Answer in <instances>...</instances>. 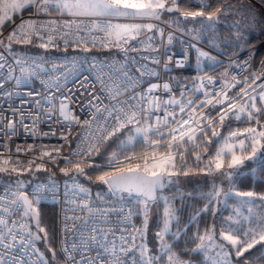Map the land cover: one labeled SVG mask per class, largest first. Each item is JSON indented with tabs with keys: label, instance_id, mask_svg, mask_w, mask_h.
I'll use <instances>...</instances> for the list:
<instances>
[{
	"label": "snow or ice",
	"instance_id": "snow-or-ice-1",
	"mask_svg": "<svg viewBox=\"0 0 264 264\" xmlns=\"http://www.w3.org/2000/svg\"><path fill=\"white\" fill-rule=\"evenodd\" d=\"M29 6L36 8L37 15H50L55 12L62 17L67 16L69 19L60 22H22L8 35L7 44H5L3 39H0V46H3L8 51H11V45L14 42L23 44L31 43V37L33 35H36L41 40L40 47L44 49H48L50 46L56 47L53 33H57L63 39L65 48L70 42L76 45H87L91 42L93 47L98 42L102 48H108L110 46L119 48L124 52L125 57H127L129 51H135L136 49L134 47L124 48V45L128 44L130 40H136L142 31H152L154 28L152 23H138L136 21L159 20L165 12H180L185 19L192 18L194 20L197 17H205L210 22L207 27H211V22L218 19V14L228 11L227 7L216 8L214 11H182L179 7L178 0H3L0 3V13H2L0 15V27L11 19L9 16L10 11L16 12ZM121 19L130 22L113 23L114 20ZM57 24H59V28L66 29V31L60 33L58 27L49 29V25ZM41 29H49L47 42H44V37L40 34ZM73 33L76 34L77 38L70 41L68 37ZM82 33L83 35H81ZM97 33H102L103 36H98L96 35ZM160 34L163 36L162 30ZM89 37H91V41H89ZM149 39H152V37H149ZM171 39L172 37L169 36V42H171ZM238 39H242V37H238ZM121 41H123V44ZM89 50L88 47L84 48V51ZM200 55L207 56V53L201 52ZM209 58L212 59L211 57ZM2 59V54H0V60ZM27 60L28 58H21L15 61L21 73L19 77H13L12 74L15 69L6 62L0 63V70L8 68L7 78H14L16 84L20 85L36 75L38 65L34 63L32 66L26 67ZM169 60H171V57H169ZM156 63H159V61H156ZM176 63L177 66H182L181 61H177ZM233 66L240 68L241 72L244 73L249 68V63L248 61H244L243 63L236 61ZM165 68L167 69V65H165ZM137 71L140 72L141 76L145 75V72L141 69H137ZM224 75L225 77L228 75L227 70ZM123 79L128 85V87L124 88L123 92L121 91L122 85L120 83L104 86L109 99L115 101V103L105 105L103 108L94 105L95 112L91 115V121L85 120L83 122V126L89 128L92 127V124H95L96 134L89 132L77 144L76 149L71 151L67 156H60V148L54 147L52 151H42L40 159L48 157V162L53 164L63 159L66 165H71V167L60 169L65 175H69L70 173L86 175V168L100 167L90 161L92 154H99L102 144L106 143L117 133H120L121 130H126V139L120 140L118 151L111 153L108 157L107 166L111 170L104 171L103 174L96 177V180L107 185L108 191L113 195L127 193L129 197H134L138 203H143L146 216L148 204L157 200L159 190L165 187L166 182H174L170 179L171 177L179 174L189 175V171L186 170V157L189 152L195 154L197 164L203 160V156L196 152L197 148L202 146L197 141L202 140L203 143L210 145V133L211 138L217 139L219 143L220 133L216 131V126L223 127L226 119H235L236 121L243 119L255 126L244 128L243 131L237 129L236 131L230 132L228 136L223 137V144L217 149L215 155L208 160L206 165L208 171L212 170L213 165L218 171L223 169L226 163V155L230 157L227 159V168L234 171L243 165L245 160L251 161L255 159L257 153L264 150V122H262L264 121V82L257 85L258 80L264 81V71L248 73L244 75L243 80H238L237 75H232L231 82L224 80L219 90H216L215 87L212 91L204 90V99L197 97L187 100L184 97L188 91L195 93L205 88L204 78L199 80V87L188 89L185 86V90L180 93L181 99L170 98L166 101H161L159 97H153L151 100L147 99L148 96H151L161 87L154 83L150 84L146 92L142 94H133L125 100H118L120 95L128 92L129 88H134L138 82L134 81L127 72L124 73ZM207 79L209 83H215L211 77ZM101 83L103 86V81ZM2 86L0 84V87ZM162 87L165 92L171 91L168 83H164ZM232 89H237V91L229 95ZM257 89H260V91H257ZM29 94L31 95V93ZM8 95H11V93H8ZM52 99L54 98L48 100V103L51 105L49 113L46 114L48 119H51V113L56 110L55 105L52 104ZM37 103L39 105V102ZM89 103L91 104V101ZM162 103L173 108L171 112L165 110L163 118L156 114L161 110ZM217 106L220 107L218 108ZM176 108H178V112H176ZM205 108L208 109L207 112L204 111ZM59 113L65 121L72 119L76 123H79L78 118L71 117L67 105L63 101H61L59 106ZM104 113H107V115L105 116ZM13 115H15V110ZM217 116L218 119L216 118ZM153 117L154 122H151ZM27 118L21 112L18 122L9 120L6 125L8 129L6 135L11 138V136L16 134L17 123L22 125L26 132L30 131L28 125L24 124V120ZM38 120L39 115L33 120L32 134H35L34 129ZM109 121H114L111 129L107 127ZM142 121L143 123H141ZM48 134L44 133L43 135ZM52 135H55V132H52ZM62 138L65 140L68 139L67 136ZM139 144H142L146 149L150 148L151 152H137L136 147ZM0 147H6V145H0ZM237 147L242 153L241 155H237L234 150ZM247 148H250L251 152L250 154L244 155L243 153H245ZM31 149L32 146L30 145L28 150ZM16 151L20 152L21 148L17 146ZM53 151L56 155L52 154ZM129 151L130 154H126ZM205 151H207V148H205ZM73 157L77 159L74 160ZM20 163L19 160L15 162L16 165ZM34 163L35 160H29V168L27 169H21L16 166L9 167L11 157L4 159L3 153H0V172L30 171L31 165ZM178 165L179 171H177ZM40 167L41 165H37V169ZM233 171L222 174L231 178ZM20 183L18 181V184ZM78 187L80 192L85 194L89 191L83 186L78 185ZM37 192H39V189H37ZM213 192L215 193L214 196L212 193L208 194L209 203L221 195V191L215 188ZM13 195L14 199L11 201L9 207L12 205H15L16 208L24 206L25 216H28L29 212H32V215L36 216V213L32 210V201L26 195L22 193ZM223 195L227 198L231 193L224 192ZM235 195L248 198L256 196L251 191L236 192ZM259 199L264 200V196H260ZM242 203L251 204L253 200L248 199L242 201ZM9 207L4 208L5 213L8 212ZM80 207L87 209L89 213H93V209L87 203ZM249 212L251 213V209H249ZM164 215L163 232L166 233L168 231L169 220L173 216V210L167 208ZM146 224L147 220L145 219ZM11 225L9 227V220L0 216V264H25L23 256L28 245L33 240H40L41 237L29 231L26 236L23 233H19L18 240L16 221H11ZM21 227L25 226L21 225ZM36 227L39 232H44V229L40 228L38 218L36 219ZM92 232L96 233L97 230L93 228ZM100 232L104 233V230L101 229ZM157 236L160 240H163L162 233H157ZM221 237L223 241H227L232 246V249L235 250L236 257H244V254L249 249H252L258 243L264 242V215H261L255 221L254 226L246 230L243 228L233 229L229 226L227 230L221 231ZM90 239L103 249V252L97 253L96 260L99 261V264H126L122 256L117 253L115 245L109 249L106 244L100 243L97 235H92ZM102 239H107L106 233L102 236ZM121 239L124 238L122 237ZM195 239L199 243L191 250L192 253L199 254L203 252L206 254L209 245L205 241L212 240L213 236L206 233L205 235H197ZM18 245L20 258H17L15 251ZM218 247L221 249V252L217 254L218 256L228 257L230 255V251L225 244L221 243ZM162 249L171 253V247L169 245H163ZM75 250L76 246L73 245V251ZM64 251L68 254L67 259L71 264H83V261L78 262L74 259L69 249L65 248ZM145 251H141L142 257L145 256ZM128 252V248H120V253L127 255ZM105 253L109 254V259L107 260H105ZM158 258L148 256L141 260V264H154V261ZM261 259H264V257H261ZM88 264H95V261L89 258ZM168 264H192V261L183 260L178 254H170L168 255ZM213 264H230V261L226 259H213ZM245 264H248V262L246 261ZM251 264H255V261H252Z\"/></svg>",
	"mask_w": 264,
	"mask_h": 264
},
{
	"label": "built area",
	"instance_id": "built-area-1",
	"mask_svg": "<svg viewBox=\"0 0 264 264\" xmlns=\"http://www.w3.org/2000/svg\"><path fill=\"white\" fill-rule=\"evenodd\" d=\"M66 19L69 17H62L55 12L50 15H37L36 8L30 6L29 11L12 16L0 29V39L8 43V35L22 22H60ZM120 22L128 23L130 21L123 19L113 21V23ZM136 22L152 23L154 28L152 31H142L136 40H130L128 44L124 45V48L134 47L136 49L129 51L127 57L119 48L111 46L102 48L98 42L95 47L91 42L87 45H76L70 42L65 48L63 39L57 33H53L57 46H50L48 49L40 47L41 40L33 35L31 41L39 49L36 53L14 49L12 45L15 42L11 45V51L0 46V54L3 57L0 63L6 62L15 69L13 77L21 75L15 63L17 59L28 58L26 67L32 66L34 63L38 65L36 75L20 85L16 84L14 78H7L8 68L0 70V84L3 85L0 87V145H6V147H0V153H3L4 159L11 157L9 167L16 166L27 169L29 168L28 161L35 160L30 171H9L0 174V216L9 220V227L12 226L11 221H16L17 239L19 240V233L26 236L29 232L30 222L24 215V206L16 208L15 205H12L9 207L14 199L13 194L26 195L32 204H53L56 213L55 244L61 256L60 264H71L67 259L68 254L64 251L65 248L69 249L78 262L83 261V264H88L89 258H92L95 264H99V261L96 260L97 253L103 252V249L96 242L91 241L92 235H97L100 243L106 244L109 249L115 245L117 253L122 256L126 264H141L144 257L136 249L137 225L134 204L129 200L119 201L105 195L95 200L92 196V185L101 182L91 177L88 168L85 169L86 175H75L74 173L65 175L60 169L71 167V165H66L63 159H60L56 164L49 163L48 157L40 159L42 151H52L55 147L60 148V156H67L76 149L77 144L89 132L96 134L95 124L89 128L83 126V122L91 121V115L95 112L94 105L103 108L105 105L115 103L109 99L104 86L120 83L123 92L124 88L128 87L127 82L123 79L125 72L138 82L134 88H129L128 92L120 95L118 100H125L133 94H142L153 83L161 87L148 96V100L153 97H159L161 101L170 98L179 100L181 99L180 93L185 90V86L188 89L199 87L201 78L205 80V88L200 91L203 94L204 90L212 91L214 87L219 90L224 80L231 82L232 75H237V79L243 77L252 64L251 52L258 46L245 48L234 55H225L161 19ZM52 27L59 28V24L49 25V29ZM49 29L40 30L44 42H47ZM161 30L163 36L160 34ZM64 31L66 29L59 28L60 33ZM96 35L103 36L102 33ZM169 36L172 37L171 42L168 40ZM76 38L75 33L68 37L70 41ZM88 39L91 41V37ZM121 43L123 44V41ZM194 46L212 54L217 59L216 66L210 71L195 75L192 80L176 83L175 75L172 72L189 67L190 52ZM85 47L90 50L84 51ZM177 61H181L182 66H177ZM236 61L240 63L248 61L247 71L242 73L240 68L234 67ZM165 65H167V69ZM137 69L144 71L145 75L141 76ZM226 70L228 75L225 77ZM208 77H211L215 83H209ZM101 81H103V86ZM164 83L169 84L171 91L165 92L162 87ZM191 93L188 91L184 99H192ZM50 98H54L52 104L55 105L56 110L51 113V119H48L46 114L49 113L51 107L48 103ZM61 101L67 105L71 117L78 118L79 123L72 119L65 121L60 116ZM133 103L135 102L133 101ZM14 110L15 115H13ZM165 110L171 112L173 108L162 103L161 110L156 114L163 118ZM175 110L178 112V108ZM21 112L28 117L24 120V124L28 125L30 131L26 132L24 127L17 123L16 134L9 138L6 135L8 131L6 125L9 120L18 122ZM38 115L39 120L35 125V134H32L33 120ZM104 115L106 116L107 113ZM151 122H154V117ZM113 123L114 121H109L107 127L111 129ZM52 132H55V135H52ZM44 133L49 134L43 135ZM64 136H67L68 139H63ZM30 145L32 149L28 150ZM17 146L21 148L20 152L16 151ZM52 154L56 155L54 151ZM73 159L77 158L73 157ZM17 160L21 162L19 165L15 164ZM37 165H41V167L37 169ZM35 172L43 173V177H35ZM18 181L21 183L18 184ZM78 185L87 188L88 193L80 192ZM85 203L93 209V213L80 207ZM5 207H9L7 213L4 212ZM21 225L25 227H21ZM93 228L97 230L96 233L92 232ZM101 229L104 230V233L100 232ZM105 233L107 239L103 240L102 236ZM122 237L124 239H121ZM73 245L76 246L75 251H73ZM121 247L129 249L127 255L120 253ZM15 251L17 258H20L19 245ZM104 255L105 260L109 259L108 253ZM23 259L25 264H44L38 257L35 240L28 245Z\"/></svg>",
	"mask_w": 264,
	"mask_h": 264
},
{
	"label": "trees",
	"instance_id": "trees-1",
	"mask_svg": "<svg viewBox=\"0 0 264 264\" xmlns=\"http://www.w3.org/2000/svg\"><path fill=\"white\" fill-rule=\"evenodd\" d=\"M244 2V0H178L179 7L182 11H214L216 8L227 7L228 11L218 14V19L211 22V27H207L209 23L204 22L206 19L205 17H197L195 21H191L189 18L185 19L180 12H165L161 18L164 22L186 31L189 35L196 39L198 38L202 43L219 50L225 55H234L244 48L260 43L259 46L252 50V69H250L252 71L255 69L262 70L264 64V29H262V23L259 21L256 25H253L252 19H249L246 15V8H244L243 5ZM29 10L30 6L24 8L19 13L13 14V16H17ZM6 23H4L3 26ZM193 23L194 28L188 31V25ZM2 27H0V29ZM238 37H242V39H238ZM12 46L14 49L27 50L34 53L39 51L33 41L28 44L14 43ZM199 51L202 50L195 46L192 47L189 67L172 72V74L175 75L174 78L176 83L192 80L195 75L207 72L213 68V66L206 65L203 69H196L198 65L202 67L204 63V59L198 56ZM243 78L244 76L238 80H243ZM231 91L235 92L237 89H232ZM190 96L192 99L197 97L204 99L203 94L200 92H192ZM204 111L207 112L208 109L205 108ZM216 118L218 119V116ZM250 126L255 125L249 124L243 119L241 121L226 119L223 127L217 125L216 131L220 133L219 143L217 139L211 138L210 133V145L208 143H203L202 140L197 141V143L202 144V146L197 148L196 152L203 156V160L197 164L195 154L189 152L186 157V170H188L189 173L201 172L207 160L218 149L220 140L225 134L236 131L237 129L242 130ZM125 133L126 130H121L120 133H117L100 146L99 154H92L90 161L100 166L88 168V172L92 178L103 174L104 171L111 170L107 166L108 157L111 153L118 151L120 140L126 139ZM117 137H119V139H117ZM205 148H207V151H205ZM147 150L148 149L142 144L136 147L137 152ZM126 154H130V151ZM177 171H179V165ZM1 173L2 172H0V174ZM35 177L42 178L43 173L35 172ZM228 187L230 190L254 192L256 196L252 198V204L256 212L261 216L264 209V200L259 199V197L264 196V153L261 152L259 159L246 164L240 172L235 173L230 182H228ZM214 188L218 190L217 181L204 183L190 182L184 186L174 184L168 185L163 191L158 193V198L155 202L148 204V207H154L155 213L154 217L151 218L146 225L141 219L144 208H142V204L140 205L139 203V208H137V210L135 209L136 228H144L143 240L145 239V244L149 245V250L147 251L148 255L154 257V249L160 243L156 233L158 230H162L165 222V210L170 208L173 210V216L169 220L168 231L162 243L169 245L171 247V252L180 255L183 260H191L195 264H207V261L204 259L205 255L202 252L195 254L191 251L196 244L199 243L195 238L197 235H205L206 233H212L217 236L222 230H226L229 219V203L235 200V198H225V196L221 194L218 198L213 199L211 203H209L208 194L212 193L214 196ZM104 195L112 197V193L108 191L107 185L103 183H95L92 185V196L95 200ZM121 195L126 196L125 193H121ZM120 200L128 199L121 198ZM32 206L37 210L40 228L44 229V232H39L36 225H34V231L33 225H29V231L41 237L40 240H35L38 257L44 264H60L61 256L55 244V206L50 203H38L32 204ZM213 240L214 239H212V241ZM261 257H264V242L258 243L252 249H249V251L244 254V257H233V259L235 264H245L246 261L248 264H251L252 261H255V264H264V259H261ZM226 259H228V257H226ZM159 260L163 262L162 257H160Z\"/></svg>",
	"mask_w": 264,
	"mask_h": 264
},
{
	"label": "rangeland",
	"instance_id": "rangeland-1",
	"mask_svg": "<svg viewBox=\"0 0 264 264\" xmlns=\"http://www.w3.org/2000/svg\"><path fill=\"white\" fill-rule=\"evenodd\" d=\"M244 1L245 2H244L243 5H244V8H246V15L248 16V18L252 19L253 25H256V23L258 21L260 23H262L261 27H262V29H264V2H263V0H244ZM2 2H3V0L0 1V3H2ZM21 10H23V9H21ZM21 10L16 11V12L10 11L9 12V16L12 17L13 14H15L17 12L19 13ZM0 15H2V13H0ZM160 19L162 20V18H160ZM189 19L191 21H195V19L194 20L192 18H189ZM204 22L210 23L206 19H205ZM120 23H126V22H120ZM193 28H194V23L193 24H189L187 30L191 31ZM191 37H193V36H191ZM194 39H196V38H194ZM196 40H198V38ZM262 42H263V40H262ZM201 52H203V51H199L198 52V56L199 57H201V55H200ZM203 53H205V52H203ZM207 56H204V57H207ZM208 57H210V56H208ZM210 61H212V62H208V61L204 62L202 67L200 65H198V67L196 69L197 70L200 69V68L203 69L206 65L207 66H212L211 64H213L214 61L217 62V60H213V59H211ZM251 69L248 71V73H259L261 71H264V64H263L262 70L255 69L254 71H252ZM262 82H264V81L258 80L257 81V85L262 83ZM249 91H251V90H249ZM257 91H260V89H257ZM233 93H234L233 91H230L229 95H232ZM209 99H210V97H209ZM218 107H220V106H218ZM240 131H243V129L240 130ZM228 134H225L224 137L228 136ZM240 138H242V137H240ZM222 144H223V138L220 140L219 147H221ZM234 150L236 151L237 155H241L242 154L239 151L238 147L235 148ZM147 151L150 153L151 149L149 148ZM215 152L213 153V155H211V157H213L215 155ZM250 152H251V149L247 148L245 153H243V154L247 155V154H250ZM261 152L264 153V150H261L260 152H258L257 153V157L255 159H253L251 161L245 160L244 164L241 165L238 169H236L234 171L227 168V159L230 158L227 155L225 156V161H226L225 167L223 169L219 170V171L215 169L214 165H213V168H212L211 171H208L206 169V165H207L208 160H209L208 159L206 164H205V166H204V168H203V170H201V172L189 173V175H187V176L182 175V174L173 176L170 179L172 181H174V182L173 183H168V185H173L174 184V185H183L184 186V185H186V184H188L190 182L204 183V182L217 181L218 182V190L221 191V194H223L224 192H230L231 195H229L227 198H235L234 202H230L229 203L230 210H229L228 218L231 217V219H228V223L226 225V230L228 229L229 226H231V228H233V229H241V228H243V229L246 230L247 228H249L251 226H254L255 221L257 219H259V217H260L259 215L260 214H258L256 212V209L254 208V205L252 203L251 204L242 203V201H245V200H248V199H252V198L236 196L235 193L236 192H241V191L234 190V189L230 190V188L228 187V182H230V180L232 179V176L235 173L240 172V170H242L243 166H245L248 163L254 162L257 159H259V157L261 156ZM229 171H233V175L231 176V178H229L227 175L222 174V173H228ZM112 197L118 199L119 201H121L120 200L121 198H126V199L129 200V202L131 201L132 203H134V207H135L136 210H137V208H139V203L136 201V199L128 197L127 194H126V196H124V195H121V193H117L115 195L112 194ZM123 201H127V200H123ZM141 204H142V208H144L145 207L144 204L140 203V205ZM249 209H251V213L249 212ZM32 210L36 213V216H33L32 212H29V215L27 217H28V219L30 221V224L33 225V230L35 231L34 225H36V219H37L38 215H37V210H36V208L34 206H32ZM154 213H155L154 207H148V212H147L146 216H145L144 211L142 212V218H141L142 222L145 223V219L147 220V222L150 221V219L154 217ZM261 215H264V209H263ZM151 223H152V220H151ZM141 228H142V226H141ZM163 228H164V225L162 227V230L161 229L158 230L157 233H162L163 234V238H164V236L166 235L167 232L164 233L163 232ZM143 229L137 228L136 249H137V252L140 255H141V251L142 250H146L145 251V256H144V259H145L146 257H148L150 255H148V252H147L149 250V245L145 244V241H144L145 239L143 240V235H144V232H143L144 230ZM211 235L213 236L214 240L213 241L212 240H206L205 243L209 245V248H208V251H207L206 254L202 252L205 255L204 259L207 261V264H213V259H216V260L226 259V257H223L222 255L221 256L217 255L218 253L221 252V249L218 247V245L221 244V243L225 244L227 246V249L230 251V255L228 256V259H226V260L230 261V264H235V261H234L233 257L236 258V255H235V250L232 249V246L227 241H223L222 240L221 233L219 235H217V236L213 235L212 233H211ZM158 240H159L160 243L158 244L157 247H155V249H154L155 252H153V253H154V257H159V258L162 257L163 258V262H161L159 260V258H158V259H156L154 261V264H168V255L174 254V253H172V252L169 253L167 250L162 249V246L165 245V243H162V240H160L159 238H158ZM192 264H195V263L192 262Z\"/></svg>",
	"mask_w": 264,
	"mask_h": 264
},
{
	"label": "crops",
	"instance_id": "crops-1",
	"mask_svg": "<svg viewBox=\"0 0 264 264\" xmlns=\"http://www.w3.org/2000/svg\"><path fill=\"white\" fill-rule=\"evenodd\" d=\"M203 52L207 53V55L210 56L213 60H216V58H215L212 54H210V53H208V52H206V51H204V50H203ZM208 56H207V57H208ZM207 57L201 56V58L204 59V62H207V61H208V62H212V61H210L211 59H210L209 57H208V58H207ZM205 60H206V61H205ZM215 62H216V61H214V63H215ZM214 63L211 64V65H214Z\"/></svg>",
	"mask_w": 264,
	"mask_h": 264
},
{
	"label": "water",
	"instance_id": "water-1",
	"mask_svg": "<svg viewBox=\"0 0 264 264\" xmlns=\"http://www.w3.org/2000/svg\"><path fill=\"white\" fill-rule=\"evenodd\" d=\"M5 44H7V43H5ZM168 186V183L166 182V184H165V187H167ZM165 187L163 188V189H161V190H159V192H161V191H163L164 189H165ZM158 192V193H159ZM157 197H158V194H157ZM29 199V198H28ZM30 200V199H29ZM150 203H153V202H150Z\"/></svg>",
	"mask_w": 264,
	"mask_h": 264
}]
</instances>
